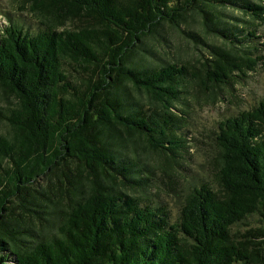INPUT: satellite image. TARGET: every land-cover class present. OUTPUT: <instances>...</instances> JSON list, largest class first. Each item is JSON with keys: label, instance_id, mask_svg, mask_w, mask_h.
I'll return each mask as SVG.
<instances>
[{"label": "trees", "instance_id": "16d2710c", "mask_svg": "<svg viewBox=\"0 0 264 264\" xmlns=\"http://www.w3.org/2000/svg\"><path fill=\"white\" fill-rule=\"evenodd\" d=\"M23 1L46 26L0 29V88L14 99L0 135V264H264V100L219 123L218 168L176 221L128 192L150 184L138 148L171 162L184 147L173 109L189 75L224 84L233 65L222 55L198 72L161 67L145 43L189 16L231 41L220 5L261 25L264 3Z\"/></svg>", "mask_w": 264, "mask_h": 264}, {"label": "rangeland", "instance_id": "374dc122", "mask_svg": "<svg viewBox=\"0 0 264 264\" xmlns=\"http://www.w3.org/2000/svg\"><path fill=\"white\" fill-rule=\"evenodd\" d=\"M252 1L264 3V0ZM24 6L29 9V4L23 0H0V29L10 21L22 23L30 31L44 29L46 23L36 14L24 11ZM219 12L226 29L233 34L231 41L214 30L210 34L200 31L197 18L189 16L181 30L166 26L156 36L157 40L148 39L145 43L146 55L153 64L161 67L179 63L187 65L191 73L198 72L206 64L213 65L222 55L228 56L233 64L230 79L224 84L201 86L189 75L183 100L173 109L175 114L184 117V121L178 123L179 128L174 129L178 130V137L184 143L179 156L167 162L157 153L138 148L134 163L150 184L147 191L128 192L135 193L148 205L165 208L172 221L178 219L179 209L191 188L202 180L209 181L218 168L216 135L219 123L241 111L251 110L264 100V22L260 25L259 21L229 4L220 5ZM74 26L67 22L58 29ZM254 29L258 40L248 37ZM235 57L243 61L235 60ZM257 58L254 67L245 62ZM13 102V97L0 88V135L9 129L5 115Z\"/></svg>", "mask_w": 264, "mask_h": 264}]
</instances>
